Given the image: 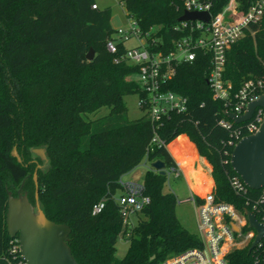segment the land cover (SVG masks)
Masks as SVG:
<instances>
[{"label":"trees","instance_id":"obj_1","mask_svg":"<svg viewBox=\"0 0 264 264\" xmlns=\"http://www.w3.org/2000/svg\"><path fill=\"white\" fill-rule=\"evenodd\" d=\"M228 1L219 0L214 11ZM123 2L155 49L168 51L181 36L176 29L181 0ZM112 16L111 8L96 0H0V264L21 260L20 251L11 252L17 236L7 230L8 198L9 192H28L35 203L36 169L41 207L49 219L71 227L68 244L79 264H160L199 244L196 232L178 219L177 195L164 191L168 173L149 167L143 178L149 203L138 215L126 254L116 255L123 229L116 197L124 191L122 177L143 160L160 159L167 171H179L173 154L198 191L201 183H210L209 162L216 198L235 204L242 214L251 209L229 182L238 175L230 162L234 145L230 130L219 123L226 107L212 97L208 57L177 66L168 88L189 98V110L165 117L156 131L163 144L153 143L151 119L127 116L125 96L140 92L133 78L138 67L115 61L125 53V41L117 42V53L108 50L115 34ZM252 29L227 53L223 77L233 94L245 81L264 77V15ZM91 49L95 55L89 60ZM105 106L107 114L91 117ZM16 146L23 162L13 154ZM42 147L48 161L32 151ZM259 192L249 189L250 195ZM100 202L104 207L94 213ZM251 243L232 250L227 264H255L258 248L249 252Z\"/></svg>","mask_w":264,"mask_h":264},{"label":"built area","instance_id":"obj_2","mask_svg":"<svg viewBox=\"0 0 264 264\" xmlns=\"http://www.w3.org/2000/svg\"><path fill=\"white\" fill-rule=\"evenodd\" d=\"M219 0H181L184 11L208 12V21L183 20L179 21L176 29L181 36L174 41L168 51L155 49L148 35H143L137 22L129 18L127 27L115 29V34L107 41V48L117 53V42L126 41L132 36L138 39V45L127 48L125 53L116 56L115 61H127L138 67L133 78L140 85L139 107L154 124L155 136L153 143H162L157 129L165 117L173 113H186L189 110V98L168 88L169 81L174 78L177 66L181 63L195 61L199 56L209 59L210 71L208 84L212 89V97L224 102V113L243 114L248 104L264 94V77L249 79L234 94L231 83L224 79L223 73L227 61V53L253 25H259L264 15V0H229L218 11ZM94 8L97 5H93ZM183 11V13H184ZM253 30V29H252ZM253 32V31H252ZM136 77V78H135ZM264 118V108L257 107L252 117L236 123L227 115L219 120L225 129L230 130V145H235L243 133L249 134L258 130ZM234 123L237 125L234 126ZM174 172L180 175L179 171ZM233 191L241 195L246 205L250 206L257 218L264 222V187L258 195H250L249 188L239 175L229 178ZM123 193L117 195L120 214L123 219V229L120 236L129 240L131 231L137 224V218L144 206L149 203V197L143 194V183L124 182ZM196 214V234L199 244L178 254L170 256L160 264H227L228 254L237 248H242L253 241L255 231L248 227L245 214H242L233 203L218 200L210 190L204 195H191ZM104 207L100 202L94 206L93 212L98 213ZM260 216V218L258 217ZM249 229H246V228ZM262 241V240H261ZM254 248L255 264H264L262 242ZM20 251L18 237L14 239L11 252ZM21 256V253H20ZM19 264H27L22 258Z\"/></svg>","mask_w":264,"mask_h":264},{"label":"water","instance_id":"obj_3","mask_svg":"<svg viewBox=\"0 0 264 264\" xmlns=\"http://www.w3.org/2000/svg\"><path fill=\"white\" fill-rule=\"evenodd\" d=\"M209 18L208 12L184 11L179 21L196 19L208 21ZM94 55L95 52L91 49L87 58L92 60ZM257 107L264 108V94L251 101L243 114L227 112L226 115L236 123H243L252 117ZM32 151L42 160L48 161L46 148H34ZM13 154L16 156L15 150ZM18 160L21 161L19 157ZM230 162L234 171L249 188L259 190L264 187V118L257 131L244 135L236 142ZM150 167L162 175L167 174L165 162L160 159L151 162ZM34 179L35 203L29 199L28 192L19 193L17 196L9 192L6 216L9 235L18 237L20 253L27 264H79L68 244L71 227L49 219L41 207L37 169ZM245 216L248 227L255 231L249 248L251 252L264 239V222L249 209L245 211Z\"/></svg>","mask_w":264,"mask_h":264},{"label":"rangeland","instance_id":"obj_4","mask_svg":"<svg viewBox=\"0 0 264 264\" xmlns=\"http://www.w3.org/2000/svg\"><path fill=\"white\" fill-rule=\"evenodd\" d=\"M97 4L101 8L110 7L113 13L114 28L127 27L129 24V17L126 15L125 6L123 0H96ZM138 39L135 36L130 37L125 41V46L127 48L137 46ZM136 78V77H135ZM139 94L131 93L125 96V103L127 106V116L130 120L138 119L144 115V111L138 105ZM109 112L108 107H102L98 112L90 114L91 117H99L107 114ZM16 152V157L20 158L23 162V153L20 152L18 147H14ZM13 150V151H14ZM199 153V152H198ZM35 156H37L35 154ZM38 161L37 158L31 157ZM177 159V158H176ZM178 160V159H177ZM41 164V163H40ZM150 167V163L143 160L141 164L135 167L132 171L128 172L122 177L124 182H136L139 184L143 183V178L146 170ZM212 165L209 166L208 176H211ZM35 173V172H34ZM37 180L38 173H37ZM164 191L173 192L177 195L178 204L176 207V213L180 223L191 232H196V214L194 210V204L191 200V191L188 183L184 177L183 172L180 175H176L174 172L168 173L167 181L164 185ZM130 245V241L122 236H119L118 242L115 246V253L118 257H123Z\"/></svg>","mask_w":264,"mask_h":264},{"label":"crops","instance_id":"obj_5","mask_svg":"<svg viewBox=\"0 0 264 264\" xmlns=\"http://www.w3.org/2000/svg\"><path fill=\"white\" fill-rule=\"evenodd\" d=\"M125 12H126V8H125ZM126 15H127V13H126ZM112 24H113V27H115L114 26V22H113V16H112ZM182 135H184V136H186L187 137V139L189 140V142L191 143V144H193V146H195V148L197 149V151H198V148H197V146L190 140V138H189V136L187 135V134H181V135H179L178 137H180V136H182ZM177 137V138H178ZM177 138H175L174 140H176ZM173 140V141H174ZM172 141V142H173ZM169 145H170V143L167 145V148L169 149V151H170V148H169ZM199 152V151H198ZM170 153L172 154V152L170 151ZM199 154V153H198ZM172 156L174 157V159L176 160V162L178 163V166H179V169L181 170V172H183V174H184V177H185V179H186V181H187V183H188V186H189V188H190V191H191V195L192 194H195V195H204L206 192H208V191H210V190H213V187H214V180H213V177H212V174H211V176L209 177V181H210V183L208 184V182H203V183H201V185H202V189L201 190H196L194 187H193V185H192V176L191 175H189V174H187L186 173V171H185V169L182 167V165H181V163L179 162V160H177L176 159V157L172 154ZM199 156L202 158V159H204V160H206L207 162H208V160L205 158V157H203V156H201L200 154H199ZM208 164L210 165V163L208 162ZM212 171V170H211ZM211 173V172H210Z\"/></svg>","mask_w":264,"mask_h":264},{"label":"flooded vegetation","instance_id":"obj_6","mask_svg":"<svg viewBox=\"0 0 264 264\" xmlns=\"http://www.w3.org/2000/svg\"><path fill=\"white\" fill-rule=\"evenodd\" d=\"M40 166H42V165H40Z\"/></svg>","mask_w":264,"mask_h":264}]
</instances>
